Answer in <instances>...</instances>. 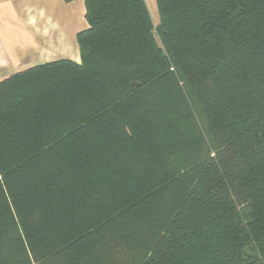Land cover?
I'll return each instance as SVG.
<instances>
[{
	"label": "trees",
	"instance_id": "obj_1",
	"mask_svg": "<svg viewBox=\"0 0 264 264\" xmlns=\"http://www.w3.org/2000/svg\"><path fill=\"white\" fill-rule=\"evenodd\" d=\"M84 1L0 80V264H264V0Z\"/></svg>",
	"mask_w": 264,
	"mask_h": 264
},
{
	"label": "crops",
	"instance_id": "obj_2",
	"mask_svg": "<svg viewBox=\"0 0 264 264\" xmlns=\"http://www.w3.org/2000/svg\"><path fill=\"white\" fill-rule=\"evenodd\" d=\"M145 1L157 25V0ZM88 26L84 0H0V80L54 60L80 62L77 34Z\"/></svg>",
	"mask_w": 264,
	"mask_h": 264
}]
</instances>
